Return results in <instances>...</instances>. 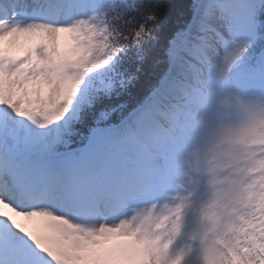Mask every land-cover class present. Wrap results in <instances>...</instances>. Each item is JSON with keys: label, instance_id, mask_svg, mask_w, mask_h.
<instances>
[{"label": "snow or ice", "instance_id": "6c2138e0", "mask_svg": "<svg viewBox=\"0 0 264 264\" xmlns=\"http://www.w3.org/2000/svg\"><path fill=\"white\" fill-rule=\"evenodd\" d=\"M0 264H264V0H0Z\"/></svg>", "mask_w": 264, "mask_h": 264}, {"label": "trees", "instance_id": "16d2710c", "mask_svg": "<svg viewBox=\"0 0 264 264\" xmlns=\"http://www.w3.org/2000/svg\"><path fill=\"white\" fill-rule=\"evenodd\" d=\"M171 23L173 25H176V24H178V21L175 18H173L172 21H171ZM142 79H143V74H142ZM127 100H128V97H125L123 102H126Z\"/></svg>", "mask_w": 264, "mask_h": 264}]
</instances>
